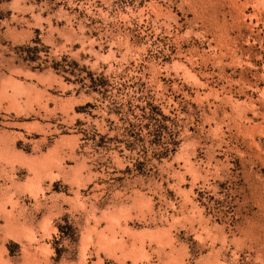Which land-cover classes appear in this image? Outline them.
I'll use <instances>...</instances> for the list:
<instances>
[{"label":"rangeland","instance_id":"rangeland-1","mask_svg":"<svg viewBox=\"0 0 264 264\" xmlns=\"http://www.w3.org/2000/svg\"><path fill=\"white\" fill-rule=\"evenodd\" d=\"M0 264H264V0H0Z\"/></svg>","mask_w":264,"mask_h":264}]
</instances>
